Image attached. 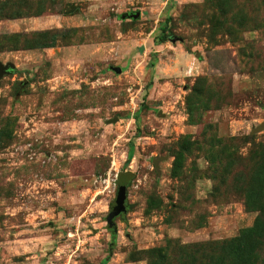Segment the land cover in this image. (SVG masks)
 Returning <instances> with one entry per match:
<instances>
[{
  "label": "rangeland",
  "instance_id": "rangeland-1",
  "mask_svg": "<svg viewBox=\"0 0 264 264\" xmlns=\"http://www.w3.org/2000/svg\"><path fill=\"white\" fill-rule=\"evenodd\" d=\"M0 63V264H264V0H0Z\"/></svg>",
  "mask_w": 264,
  "mask_h": 264
},
{
  "label": "water",
  "instance_id": "water-1",
  "mask_svg": "<svg viewBox=\"0 0 264 264\" xmlns=\"http://www.w3.org/2000/svg\"><path fill=\"white\" fill-rule=\"evenodd\" d=\"M139 12L135 13V14H130V15H124L123 18H127V19H132V20H136L139 18ZM14 71V66L12 64H7V65H3L0 63V79L6 75L9 74L11 72ZM118 72H120L119 69H117ZM263 127H258L255 130H253L252 134H255L257 132H259ZM154 165L156 170H158V166H157V160H154ZM133 174H131L130 172H125V173H121L118 176V191H117V196L114 202V211H112L108 217V226L111 227L112 226V219L120 216V215H124L126 214V200H127V188L130 184V182L133 179Z\"/></svg>",
  "mask_w": 264,
  "mask_h": 264
},
{
  "label": "trees",
  "instance_id": "trees-1",
  "mask_svg": "<svg viewBox=\"0 0 264 264\" xmlns=\"http://www.w3.org/2000/svg\"><path fill=\"white\" fill-rule=\"evenodd\" d=\"M162 32L163 33H165V36H164V34L163 35H161L160 36V38H159V43H164L165 41H167V40H171V38H172V36H166V29H162ZM259 221H261L260 219H259ZM255 231V230H254ZM254 231H252V232H254ZM251 231H249L248 233H250ZM236 247V246H235ZM234 247V248H235ZM233 251L235 252V249H233Z\"/></svg>",
  "mask_w": 264,
  "mask_h": 264
}]
</instances>
